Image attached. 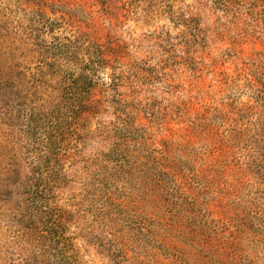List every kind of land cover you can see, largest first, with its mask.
I'll return each mask as SVG.
<instances>
[{"label":"rangeland","instance_id":"rangeland-1","mask_svg":"<svg viewBox=\"0 0 264 264\" xmlns=\"http://www.w3.org/2000/svg\"><path fill=\"white\" fill-rule=\"evenodd\" d=\"M91 42L111 89L35 236L29 119L78 73L52 48ZM64 233L80 264H264V0H0V264H61Z\"/></svg>","mask_w":264,"mask_h":264},{"label":"trees","instance_id":"trees-1","mask_svg":"<svg viewBox=\"0 0 264 264\" xmlns=\"http://www.w3.org/2000/svg\"><path fill=\"white\" fill-rule=\"evenodd\" d=\"M51 51L54 56L47 62L45 67L47 72L52 70L54 74H59L64 71L62 67L65 64H74L78 67V73L65 76L63 82L67 92L59 98L60 101L53 103L55 97L48 96L46 102L48 107L46 106L47 112L44 116L37 114L36 117L32 116L29 119L28 134L31 133L35 137L32 143L35 145L36 156L31 161L32 170L24 186L27 191L32 192V198L29 199L32 208H29L30 210L27 208L26 213L21 214L20 221L22 224L25 221L30 222L32 234L39 237L44 234V230L39 228L40 222H44L46 217L50 223V235L53 234L56 224L63 227L68 222L66 211L57 201L61 189L66 187L63 161L67 158V153H64L63 149L69 151L64 148V143H67V137L70 135V126L73 125L72 129L78 135L80 142L88 138L92 119L103 111L104 101L96 98L95 91L99 88L103 91L111 89V79L107 80V76L102 75L110 60L102 44L91 42L83 43L81 46H71L67 43L57 45ZM14 64L12 70L4 72L6 81L3 86L9 87L7 79L22 80V76L24 78V70L17 65V62ZM41 81L39 85L43 83ZM122 99L119 97L118 103H121ZM63 238L66 244L61 252V264H80L78 260L76 262V257L69 253V239L65 233Z\"/></svg>","mask_w":264,"mask_h":264}]
</instances>
